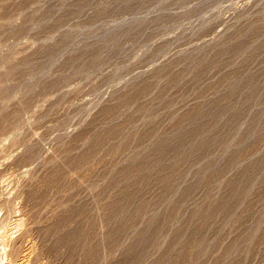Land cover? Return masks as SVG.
I'll use <instances>...</instances> for the list:
<instances>
[{
  "label": "rangeland",
  "instance_id": "obj_1",
  "mask_svg": "<svg viewBox=\"0 0 264 264\" xmlns=\"http://www.w3.org/2000/svg\"><path fill=\"white\" fill-rule=\"evenodd\" d=\"M0 93L10 264H264V0H0Z\"/></svg>",
  "mask_w": 264,
  "mask_h": 264
},
{
  "label": "bare ground",
  "instance_id": "obj_2",
  "mask_svg": "<svg viewBox=\"0 0 264 264\" xmlns=\"http://www.w3.org/2000/svg\"><path fill=\"white\" fill-rule=\"evenodd\" d=\"M11 73V72H10ZM0 94H2V93H0ZM29 158V157H28ZM6 200H9V199H6ZM11 200V199H10ZM6 202V201H5ZM10 203V202H9ZM8 205V204H7ZM20 211V210H19ZM15 215V214H14ZM16 217V216H15ZM2 221H1V218H0V232H1V230L3 231V229H4V227L5 226H3V224L1 223ZM10 222H12V221H10ZM16 222V221H15ZM17 223H18V221H17ZM7 224V223H6ZM5 225V224H4ZM17 225V224H16ZM7 226V225H6ZM12 227V226H11ZM26 230V229H25ZM29 230V229H28ZM33 230V229H32ZM4 232V231H3ZM6 232V231H5ZM2 233V232H1ZM4 234V233H3ZM3 234H0L1 236L3 235ZM8 234V233H7ZM84 234V233H83ZM20 235V234H19ZM32 235V234H31ZM9 236V235H8ZM29 236H30V234H29ZM3 237V236H2ZM5 237V236H4ZM22 237V236H21ZM33 237V236H32ZM7 238H9V237H7ZM20 238V237H19ZM1 239V238H0ZM2 241H3V238L1 239ZM15 241H17V239L15 240ZM4 242H5V240H4ZM8 242V241H7ZM18 243V242H17ZM21 243V242H20ZM138 243V242H137ZM7 245H8V243H6ZM7 245H6V247H7ZM10 245H11V243H10ZM17 245V244H16ZM13 246H15V245H13ZM12 246V247H13ZM18 247V246H17ZM11 248V247H10ZM14 248V247H13ZM20 248H21V245H20ZM31 249V248H30ZM18 250V251H17ZM21 250H22V248H21ZM15 252H16V256L14 257V258H11V262H12V264H23L22 262H23V260L24 259H22V262L20 263L19 261L21 260V258H22V256H17V252H19V247H18V249H16V250H14ZM34 251V250H33ZM14 252V253H15ZM22 252V251H21ZM24 252H25V249H24ZM30 252V251H29ZM12 253H13V250L11 249V251H6L5 250V244H3L2 242H0V262H1V260H3V259H8L9 260V256H12L13 257V255H12ZM26 253V252H25ZM35 253V252H34ZM21 254V253H20ZM24 254V253H23ZM29 254V253H28ZM41 254V253H40ZM26 255V254H25ZM35 255V254H34ZM37 255V254H36ZM29 256V255H28ZM33 255H31V257H32ZM38 256H39V254H38ZM24 257V256H23ZM26 257V256H25ZM34 258V257H33ZM32 258V259H33ZM39 258V257H38ZM29 259V258H28ZM34 260V259H33ZM28 261V260H27ZM35 261H36V259H35ZM25 262H26V260H25ZM31 263V262H30ZM38 263V262H37ZM6 264V263H5ZM7 264H10V260L8 261V263ZM26 264V263H25ZM33 264V263H32Z\"/></svg>",
  "mask_w": 264,
  "mask_h": 264
}]
</instances>
